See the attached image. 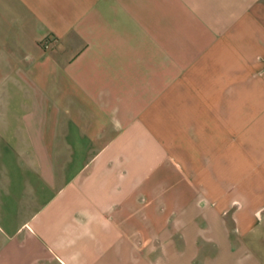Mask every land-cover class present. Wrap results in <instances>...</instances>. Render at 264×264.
Here are the masks:
<instances>
[{
    "label": "crops",
    "instance_id": "crops-1",
    "mask_svg": "<svg viewBox=\"0 0 264 264\" xmlns=\"http://www.w3.org/2000/svg\"><path fill=\"white\" fill-rule=\"evenodd\" d=\"M4 218L0 264H264V0H0Z\"/></svg>",
    "mask_w": 264,
    "mask_h": 264
},
{
    "label": "rangeland",
    "instance_id": "rangeland-1",
    "mask_svg": "<svg viewBox=\"0 0 264 264\" xmlns=\"http://www.w3.org/2000/svg\"><path fill=\"white\" fill-rule=\"evenodd\" d=\"M12 148H6V151L10 150ZM12 151H8L7 154H13ZM221 188L214 187V192L207 193L206 198L208 201H211L217 205H222L224 201H228L231 199V201H238L239 197H242L243 200H246L245 197L249 198L252 195H238V194H223L222 192H219ZM248 200V199H247ZM7 220L0 219V236L2 237H9V236H15L16 234V227L12 225H7ZM253 244V243H251ZM143 258H137L135 259V264H144ZM152 262L155 263L157 260L155 258H151Z\"/></svg>",
    "mask_w": 264,
    "mask_h": 264
}]
</instances>
